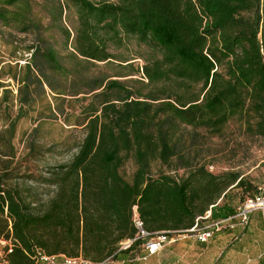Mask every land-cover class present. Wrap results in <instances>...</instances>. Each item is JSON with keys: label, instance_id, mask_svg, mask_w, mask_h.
<instances>
[{"label": "trees", "instance_id": "16d2710c", "mask_svg": "<svg viewBox=\"0 0 264 264\" xmlns=\"http://www.w3.org/2000/svg\"><path fill=\"white\" fill-rule=\"evenodd\" d=\"M27 1L0 0V29L38 37L23 47L30 59L22 66L0 55V154L9 158L0 160V240L14 241L5 260L36 264L43 253L116 261L141 248L136 241L120 250L136 236L135 212L148 232L170 236L204 227L209 211V221L220 219L215 209L245 180L195 162L190 149L197 138L183 148V129L221 136L237 123L264 139V0H58L52 22L61 25L67 53L42 37ZM67 8L77 14L73 33L62 23ZM122 34L155 53L137 70V90L90 74L92 64L114 59L109 45L121 44ZM2 40L13 52L24 44ZM7 69L17 94L3 81ZM49 93L90 101L82 107L85 137L69 162L47 169L43 183L55 193L36 209L10 184L24 176L21 163L12 167V141L19 121ZM130 159L136 170L128 181L121 169ZM156 163L168 172L153 173ZM257 188L249 185L247 198ZM221 207L234 216L240 206Z\"/></svg>", "mask_w": 264, "mask_h": 264}, {"label": "rangeland", "instance_id": "374dc122", "mask_svg": "<svg viewBox=\"0 0 264 264\" xmlns=\"http://www.w3.org/2000/svg\"><path fill=\"white\" fill-rule=\"evenodd\" d=\"M57 1L28 0L27 2L31 17L43 27L42 37L50 39L59 52L67 53L60 32L61 25L59 23L55 25L52 22L54 17L52 6L57 4ZM76 15L74 8L65 9L63 15L62 23L72 33L76 26ZM14 37L24 43L17 52H13L12 46L4 44L2 40L11 41ZM121 38V44L111 43L109 45V52L114 56V59L108 63L92 64L90 74L103 75L110 80L125 83L130 89L137 90L141 87L140 83L143 78V75L137 73V70H142L146 61L154 57L155 53L146 45L139 43L134 37L122 34ZM37 39L34 32L24 35L11 29H0V55L5 61L10 60L13 66L16 64V60H20L19 64L22 66L30 59V54L23 47L31 45ZM8 73L7 69L3 81L6 84L10 83V89L14 94H17L16 84L12 80H8ZM88 97L80 95L54 99L53 95L49 93L46 99H40L34 110L27 117L21 119L17 125L16 135L12 141L17 155L12 167L15 163H21L24 176L14 179L10 184L19 187L27 201L35 203L33 206L36 209H40L55 193L54 187L46 186L43 183L44 177L48 176L47 169L69 162L77 153L85 137L82 107L89 103ZM48 103H50V109ZM2 130L3 125L0 122V132ZM183 134L186 138L183 148L191 146V136L197 138L194 147L190 149L194 151L195 162L204 163L206 161L209 172L217 176L239 174L244 178L247 186L243 188L231 187L229 189L231 191L221 205L227 203L236 210L250 195L249 185L256 187L264 184V139L251 136L237 123H231L221 136H212L205 130L195 131L191 128H184ZM4 136L9 138L7 133ZM196 151L199 154H196ZM1 159L9 158L0 154ZM135 170L136 166L130 159L121 169V173L126 180L131 181ZM160 170L168 172L159 163L153 165V173ZM175 173L171 172V174ZM184 173L185 170L177 172L180 176ZM141 253L142 248H135L128 255H121L116 261L111 260L110 264H121L118 263V260L123 259L130 262L126 261L122 264H149L150 260L148 262L137 261Z\"/></svg>", "mask_w": 264, "mask_h": 264}, {"label": "crops", "instance_id": "0c3cea01", "mask_svg": "<svg viewBox=\"0 0 264 264\" xmlns=\"http://www.w3.org/2000/svg\"><path fill=\"white\" fill-rule=\"evenodd\" d=\"M219 205L215 213H220V219L231 220L233 215L227 214ZM209 221L207 224L213 222ZM234 228H225L214 234L207 242L197 239L195 233L179 234L177 240L166 245L164 249L140 262L149 264H264V212L255 211L250 214L248 226L243 230L238 219L229 221ZM206 224V225H207ZM130 262L118 260V263Z\"/></svg>", "mask_w": 264, "mask_h": 264}, {"label": "built area", "instance_id": "2783aa9c", "mask_svg": "<svg viewBox=\"0 0 264 264\" xmlns=\"http://www.w3.org/2000/svg\"><path fill=\"white\" fill-rule=\"evenodd\" d=\"M255 211H263L264 212V184L259 185L257 188V194L253 197L247 198L238 208L237 214L233 219L239 220V225L244 230L249 223L250 214ZM211 217V212H207L205 219L209 220ZM231 219V220H233ZM231 220H223V221H213L204 227L195 226L193 229L187 231V233H195L197 239L200 242H207L210 238L214 236V234L222 231L225 228H234L235 224H229ZM134 226L136 228V236L132 240H127L120 244V250L125 251L128 250L134 242L141 241V248L144 251V255L140 257V260L146 261L149 257L155 255L166 245L172 244L177 240L174 236H170L166 232L160 233H151L148 232L139 215L135 212L134 214ZM14 241L13 239H1L0 240V264H10L7 260H5V256L13 253ZM111 259L101 261V262H93L82 257L78 258H70V257H59V256H49L43 253H39L38 261L36 264H110Z\"/></svg>", "mask_w": 264, "mask_h": 264}]
</instances>
